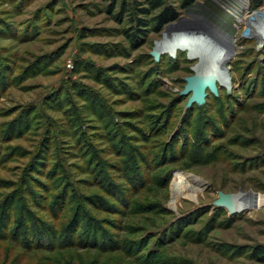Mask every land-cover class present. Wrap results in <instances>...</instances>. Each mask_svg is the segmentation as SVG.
Returning <instances> with one entry per match:
<instances>
[{"label": "rangeland", "instance_id": "rangeland-1", "mask_svg": "<svg viewBox=\"0 0 264 264\" xmlns=\"http://www.w3.org/2000/svg\"><path fill=\"white\" fill-rule=\"evenodd\" d=\"M234 1L197 0L182 9L168 0L177 20L134 47L130 23L110 13L114 0H0V203L19 214L11 229L0 223V264H264L256 254L264 247V206L253 205L264 199V40L255 35L264 0L248 2L245 24L227 12ZM216 26L238 37L225 64L232 88L219 86L204 104L188 106L186 78L205 55L153 53L178 33ZM81 135L100 159L96 167L111 166L108 180L120 186L114 195L103 175L85 173L97 160L83 153ZM130 147L150 157L137 181L130 167L115 172L118 152L128 162ZM55 160L69 183L55 185ZM177 172L203 181L196 200L175 198ZM67 183L71 202L58 220L52 213ZM121 189L125 203L115 196ZM228 194L251 201L232 212L219 204ZM25 200L32 220L60 229L59 238L15 234ZM106 202L120 211L106 210ZM81 208L97 229L86 238L79 224L65 239Z\"/></svg>", "mask_w": 264, "mask_h": 264}, {"label": "trees", "instance_id": "trees-1", "mask_svg": "<svg viewBox=\"0 0 264 264\" xmlns=\"http://www.w3.org/2000/svg\"><path fill=\"white\" fill-rule=\"evenodd\" d=\"M197 0H177L176 3L179 4V7L182 9H187L190 8L191 6H193L196 3ZM110 13L111 14H115V16L117 15V18L119 19V21L121 23H123L126 19V21L128 23H130V27L132 30V32H130L128 34V38L131 41V44H133L134 47L138 46V42L140 38H147V36L149 35V33L151 31L154 32H161L165 26H167L168 24L174 22L175 20H177L178 16H179V11L176 8L175 4H171L170 2H168V0H114L113 5L110 7ZM176 49L178 48H191L189 47H184V46H177L175 47ZM170 53V52H169ZM74 73L75 74H80L82 73L81 67L79 65H77L74 69ZM208 92H210L208 90ZM92 104L93 107L95 109H98L96 107L100 106L102 107L100 104L96 105V103L94 102V100H92ZM97 112L95 111V114ZM26 117V116H24ZM28 117V116H27ZM105 117V116H104ZM80 137V136H79ZM82 140L80 139V144L84 147L83 153L85 154L86 157H90L89 158V162L93 161L92 159L97 160L96 165L91 166L90 168H87L85 173H93L96 174L99 172L100 175H103L104 177V181H105V188L109 191V193H111L112 195H114L113 193H115V190L117 191L118 189H120V186L117 183H114L113 181L110 182L108 180V178L110 177L108 175L107 172V167L111 168V166H107L105 168H97V164L100 162L99 158L94 157V153L95 151H93V149L91 148V146L88 144L87 142V137L86 136H82L81 135ZM50 145V144H49ZM47 146L46 148L49 149L51 146ZM45 148V146H44ZM124 149V147H123ZM121 150L120 152H118V154H120V158L122 159L120 164L121 167H117L116 166V173H120L123 174L121 172L124 171L125 169H128L130 167V172H132L133 176L135 177V181H137V179H139L142 176V168H141V163L145 164L149 166V163L147 161V158L150 157H143L141 156L134 148L131 149L130 147V155L128 156V162H125L123 159H125L124 155L125 152L124 150ZM170 151V146L168 145L165 148V152L164 155H166L168 152ZM135 153V155H134ZM137 156V158H140V161L135 158ZM48 157L49 156H45ZM51 158H53V156H50ZM142 157V159H141ZM55 159V158H54ZM136 159L138 162L140 163H135ZM126 160V159H125ZM130 160V161H129ZM55 164L53 166L54 168V176H53V180L55 182L56 179H60L59 181H64V182H68L69 183V178H68V174L66 169L64 168V166L62 164L59 163V160H55ZM152 162V161H151ZM92 163H89V165ZM132 168V169H131ZM132 176V177H133ZM58 181V182H59ZM61 183V182H60ZM62 184V190L61 192V197L60 199H63V204L61 207H59V211L58 209H56L54 211L53 216L56 217V219L60 220L64 217V215L66 214L67 209L69 208V204L71 202V198L69 197V194L71 192V188L73 187V184ZM58 183L55 182V185H57ZM60 185V184H59ZM68 185V186H67ZM72 185V186H71ZM133 187V186H131ZM74 188V187H73ZM50 191H53V189H49ZM48 190V191H49ZM123 189L120 190L119 193L115 194V196H117L119 198V200L122 203H125L128 200V197L125 195L123 198H121V195H123ZM20 191H17V198H19L18 196ZM60 196V194H59ZM58 197V196H57ZM52 200L55 197H51ZM5 202V201H4ZM3 201L0 203V223L2 226V229H9V225H10V229L13 225V220L18 217V212L14 211V212H10L9 209L5 206H3L4 203ZM73 202V201H72ZM106 206H104V208L106 210H118V208H114V206L109 205L107 202L105 203ZM28 204H27V200H25V202L21 203V208L19 209L21 216L23 217L20 222H19V227L17 228L18 232H15L16 235L22 234L24 231V234L27 237H33L35 235V237L37 236V241L38 242H48V240L50 239H57L59 238L58 235H60V229H57L56 231L54 230V228H52L49 224L47 223H43V222H39V221H33L32 218L33 216H31L32 214H29L30 212L28 209ZM13 210V208H12ZM81 215L85 216V221H81L83 219H81ZM71 219V220H70ZM69 219V223L67 224V229L65 230V239L67 238H72V236H75L74 230L76 231V229L78 228V225L80 224V226H83V224H85V227L87 229L86 230V238H89L92 233V231H95V229H97L98 224H96V222L93 220V218L91 217V215H89L87 212H85L84 210H82V208L79 210V212L77 211L73 216H71ZM32 220V224L29 223ZM36 220V219H35ZM33 225V226H31ZM58 226H56L57 228ZM72 228V231H71ZM14 235V234H13ZM86 238H79L75 241L78 242H82V241H87ZM32 239V238H30ZM72 244H75V242H73ZM257 255H264V247H260L258 248Z\"/></svg>", "mask_w": 264, "mask_h": 264}, {"label": "bare ground", "instance_id": "bare-ground-1", "mask_svg": "<svg viewBox=\"0 0 264 264\" xmlns=\"http://www.w3.org/2000/svg\"><path fill=\"white\" fill-rule=\"evenodd\" d=\"M251 3V0H236L229 7L227 12L232 15L234 18L238 20L239 23L245 24V9L247 8V4ZM264 15V8H263ZM257 22L261 24V30H258L255 35L257 38H262V31L264 30V16L257 17ZM200 23V22H199ZM203 24V23H202ZM205 26V25H204ZM182 27V26H181ZM235 27V26H234ZM191 30H193L191 28ZM211 30V29H210ZM240 30V29H239ZM238 31V30H237ZM168 43H163L160 45L159 50L162 52H170L175 53L177 46L191 47L194 52L193 56L205 55L202 66L207 65V69L215 74H218L220 79L224 82L228 81L227 77L229 75L228 68H226L225 64L234 56L235 52L233 48L235 47V43L238 40V37L232 36L229 32H224L221 30L219 26H216L211 32H202L201 34H181L178 33L174 37H170ZM202 40L203 42H199ZM206 41V42H205ZM216 43V45H215ZM215 46H211V45ZM214 48V50H211ZM213 53V59L211 58V62L208 64L206 61L210 54ZM207 62V63H205ZM206 64V65H205ZM203 181L196 176H193L184 172H177L175 174V180L173 185V192L175 198H179L182 195L190 197L193 200H196L199 196V192L202 190ZM199 199V198H198ZM250 202L251 200L245 199L241 197L239 205L242 206L244 202ZM254 206L262 207L264 206V199L258 198Z\"/></svg>", "mask_w": 264, "mask_h": 264}, {"label": "water", "instance_id": "water-1", "mask_svg": "<svg viewBox=\"0 0 264 264\" xmlns=\"http://www.w3.org/2000/svg\"><path fill=\"white\" fill-rule=\"evenodd\" d=\"M153 54L159 59L162 51L157 48ZM206 67L207 65L202 66L201 63L195 68V75L186 78V86L182 91V95L190 96L188 106L204 104L208 97V90L217 95L219 92V86L227 88L228 91L232 88L230 80L226 82L222 81L218 74L211 72ZM239 202L240 198L233 194L223 195L219 200L221 206L230 209L232 212L239 210Z\"/></svg>", "mask_w": 264, "mask_h": 264}, {"label": "built area", "instance_id": "built-area-1", "mask_svg": "<svg viewBox=\"0 0 264 264\" xmlns=\"http://www.w3.org/2000/svg\"><path fill=\"white\" fill-rule=\"evenodd\" d=\"M262 27H259L258 29L261 30ZM262 33H264V30L262 31ZM263 41L264 40V34H262V38L260 39V41Z\"/></svg>", "mask_w": 264, "mask_h": 264}]
</instances>
